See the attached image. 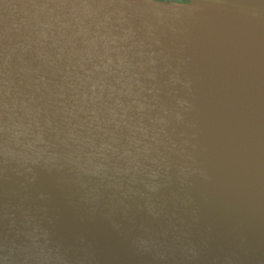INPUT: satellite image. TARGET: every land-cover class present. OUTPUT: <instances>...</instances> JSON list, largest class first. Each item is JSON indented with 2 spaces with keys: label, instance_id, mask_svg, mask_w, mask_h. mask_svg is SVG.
Segmentation results:
<instances>
[{
  "label": "water",
  "instance_id": "1",
  "mask_svg": "<svg viewBox=\"0 0 264 264\" xmlns=\"http://www.w3.org/2000/svg\"><path fill=\"white\" fill-rule=\"evenodd\" d=\"M135 20L0 0V264L122 242L264 264V44Z\"/></svg>",
  "mask_w": 264,
  "mask_h": 264
},
{
  "label": "bare ground",
  "instance_id": "2",
  "mask_svg": "<svg viewBox=\"0 0 264 264\" xmlns=\"http://www.w3.org/2000/svg\"><path fill=\"white\" fill-rule=\"evenodd\" d=\"M68 2L81 8L94 9L112 14H123L127 17L142 19H162L163 17L190 19L195 31L204 30L216 39L225 40L245 39L246 35L258 34L255 39L264 44V15L243 12L230 8L202 4L198 2L185 3H158L154 0H59ZM176 21V20H173ZM253 38V37H252ZM250 38V39H252ZM255 42V41H254ZM159 258L152 252L139 250L126 242L116 246L114 254H105L102 249L91 255L82 243L72 244L63 251H57L55 246L46 249L41 254L35 251L25 256H15L10 261L4 260L2 264H207L196 254L187 259L174 257ZM209 264V263H208Z\"/></svg>",
  "mask_w": 264,
  "mask_h": 264
},
{
  "label": "rangeland",
  "instance_id": "3",
  "mask_svg": "<svg viewBox=\"0 0 264 264\" xmlns=\"http://www.w3.org/2000/svg\"><path fill=\"white\" fill-rule=\"evenodd\" d=\"M247 37H248V38H247ZM252 37H253V38H252ZM246 38H247V39H245V40H247V41H253V42L255 41V42H256L255 39H258V38L260 39V36H259L258 34H256V33H255V34L253 33L252 36H250V35H246ZM250 38H252V39H250ZM260 42H261V40H260Z\"/></svg>",
  "mask_w": 264,
  "mask_h": 264
}]
</instances>
